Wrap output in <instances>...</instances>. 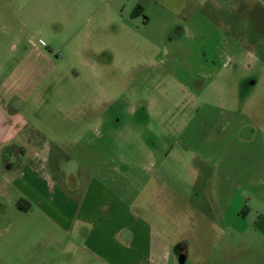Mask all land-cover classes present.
I'll list each match as a JSON object with an SVG mask.
<instances>
[{"label": "rangeland", "instance_id": "obj_1", "mask_svg": "<svg viewBox=\"0 0 264 264\" xmlns=\"http://www.w3.org/2000/svg\"><path fill=\"white\" fill-rule=\"evenodd\" d=\"M203 1L201 43L199 36H187L182 16L149 9L145 21L139 0H0V16L25 28V48L34 51L32 71L16 73L15 84L32 87L44 77L36 96L47 101L45 115L56 110L57 118L59 113L68 118L61 121L67 132L86 108L104 115L105 126L97 118L94 122L96 160L108 156L123 166L112 169V178L137 177L144 185L141 203H150L147 194L154 192L153 213L150 208L142 213L172 242L176 264H264L262 248H253L249 237L222 231L214 195H205L198 176L203 155L216 141L228 140L224 131L240 129V120L243 129L255 132V142L235 140L234 164L240 151L248 155L251 148L256 152L255 158L248 155L249 163L261 161L264 0ZM201 46L207 47L205 57ZM219 49L224 50L218 57L210 55ZM38 53L41 72L33 69ZM58 102L64 103L60 109L53 105ZM73 102L84 104H67ZM108 119L111 132L99 139ZM79 124V131L86 130L85 122ZM62 138L69 148L73 136ZM65 155L60 165L81 153ZM131 161L139 167H129ZM4 174L5 179L11 175ZM2 182L0 264H23V257L42 252L27 248L33 240L24 228L37 225L36 214L20 209L18 193Z\"/></svg>", "mask_w": 264, "mask_h": 264}, {"label": "crops", "instance_id": "obj_2", "mask_svg": "<svg viewBox=\"0 0 264 264\" xmlns=\"http://www.w3.org/2000/svg\"><path fill=\"white\" fill-rule=\"evenodd\" d=\"M139 2L147 16L145 21L151 18L152 14L146 13L149 9L151 13L157 10L175 18L182 16L188 26L187 36H199L200 43L205 39L203 0ZM26 38L23 25L16 27L0 16V179L18 193L23 210L35 212L37 225L24 228L33 240L27 248L42 249L37 257H23V264H176L177 259L171 253L172 242L142 213L143 208L152 210L154 192L149 189L147 194L150 203H141L144 185L137 177L112 178V169L123 166L112 164L108 156L96 160L94 122L97 118L104 125V115L100 118L86 108L75 120L73 129L64 131L61 121L64 123L68 118L61 117V113L57 118L56 110L45 115L42 107L47 101L36 96L44 87V77L39 76L32 87L15 84L16 73L32 71L34 51L25 48ZM206 48H199L204 57ZM223 50L210 55L218 57ZM40 56L38 53V59L33 61L35 71L45 70L39 67ZM67 104L79 107L84 103ZM53 105L60 109L64 103ZM110 120L106 123V133L100 132L99 139H105L111 132ZM240 121V129L224 131L229 133L228 140L216 141L209 155L200 147L199 153L205 154V161L199 164L198 176L203 180L205 195H214L222 231L249 237L253 248L257 245L263 250L258 252L264 253V146L261 161L256 165L249 163L248 156L255 158L254 148L248 155L240 151L241 159L234 164L235 156L231 153L235 140L255 142V132L243 129L244 120ZM84 122L86 130L79 131L78 124ZM65 134L74 139L69 148L62 138ZM75 152H80V157L59 164L62 154L67 157L65 153ZM212 160L214 167L208 165ZM127 165L132 169L139 167L137 161ZM5 172L11 174L7 177L9 181L4 178ZM181 259L184 258H180V263Z\"/></svg>", "mask_w": 264, "mask_h": 264}, {"label": "trees", "instance_id": "obj_3", "mask_svg": "<svg viewBox=\"0 0 264 264\" xmlns=\"http://www.w3.org/2000/svg\"><path fill=\"white\" fill-rule=\"evenodd\" d=\"M135 12H138V9H137V11H135ZM18 205H19L20 209H22L21 204L19 203Z\"/></svg>", "mask_w": 264, "mask_h": 264}, {"label": "water", "instance_id": "obj_4", "mask_svg": "<svg viewBox=\"0 0 264 264\" xmlns=\"http://www.w3.org/2000/svg\"><path fill=\"white\" fill-rule=\"evenodd\" d=\"M184 259H181V261H183Z\"/></svg>", "mask_w": 264, "mask_h": 264}]
</instances>
